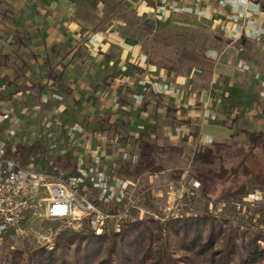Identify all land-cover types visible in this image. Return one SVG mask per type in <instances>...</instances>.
Masks as SVG:
<instances>
[{"label": "crops", "instance_id": "obj_1", "mask_svg": "<svg viewBox=\"0 0 264 264\" xmlns=\"http://www.w3.org/2000/svg\"><path fill=\"white\" fill-rule=\"evenodd\" d=\"M176 31L200 35L202 48H186L204 63L151 61L147 41H172ZM1 58L0 105L31 130L61 107L66 125L83 130L56 157L68 171L83 160L137 187L164 174L136 169L145 148L195 154L264 134V0H0ZM152 82L176 92L155 93ZM53 131L67 145L70 129Z\"/></svg>", "mask_w": 264, "mask_h": 264}, {"label": "trees", "instance_id": "obj_2", "mask_svg": "<svg viewBox=\"0 0 264 264\" xmlns=\"http://www.w3.org/2000/svg\"><path fill=\"white\" fill-rule=\"evenodd\" d=\"M143 25L150 33L157 26L154 22L146 21ZM149 40L145 50L150 54L151 61L169 67L166 61L156 57L152 45H148ZM158 52L169 54L165 50ZM190 53L195 56L199 52ZM6 61L7 58L0 59V69ZM204 62L201 57L199 64ZM248 142L252 151L264 147V134H252ZM224 147L231 145L216 144L214 149L201 147L192 159L196 166L195 179L201 184L202 198L207 201H210L212 186L217 180L223 179L225 171L215 173L214 169L209 168L205 172L204 167L213 166ZM22 151L26 156L38 152L36 147ZM152 154L151 147L141 150L136 169L151 175L163 172V165L156 164ZM238 171L235 168L228 177L236 186L239 183ZM244 172L247 181L264 184V171L261 178L250 169ZM238 189L235 188L227 196L235 197L246 191L245 185ZM112 206L109 210L114 212L116 206ZM262 244L264 231L257 227L236 225L232 220L218 217L206 209L203 214L165 221L153 216L125 221L118 232L113 229L98 234L90 227L78 233L66 230L56 238L52 250L47 246H39L26 255L22 251L12 250L5 242L0 245V261L3 264H264Z\"/></svg>", "mask_w": 264, "mask_h": 264}, {"label": "built area", "instance_id": "obj_3", "mask_svg": "<svg viewBox=\"0 0 264 264\" xmlns=\"http://www.w3.org/2000/svg\"><path fill=\"white\" fill-rule=\"evenodd\" d=\"M226 1L231 3V0ZM238 1L247 3V0ZM202 15L197 11L198 17ZM149 89L172 95L176 92L173 83L152 82ZM53 97L62 100L59 96ZM33 111L36 117L41 115L42 109L34 107ZM63 112L61 107L53 108L31 130L28 118L21 119L12 108L0 105V241L9 237H29L34 231L32 224L36 222H59L71 231L90 227L102 234L108 222L125 218L137 208L140 198L132 196L136 186L132 182L110 179L95 167L86 170L83 160L75 172L59 165L56 157L67 156L69 148L73 147L72 138L83 131L66 125L62 119ZM25 115L30 114L26 112ZM208 116H211L210 112ZM55 128L70 129L67 145L58 140L53 131ZM177 132L183 133L184 128L179 127ZM101 141L106 142V139ZM32 147H36L38 152L26 156L22 150ZM182 182L185 189L186 182ZM192 184L195 190L201 188L196 180H192ZM251 196L255 201H264L260 192ZM111 203L121 204L122 208L113 214L102 206L107 208ZM234 205L241 210L244 204L235 202ZM120 227L118 224L115 230L120 231Z\"/></svg>", "mask_w": 264, "mask_h": 264}, {"label": "rangeland", "instance_id": "obj_4", "mask_svg": "<svg viewBox=\"0 0 264 264\" xmlns=\"http://www.w3.org/2000/svg\"><path fill=\"white\" fill-rule=\"evenodd\" d=\"M183 33L174 32L175 36L172 41L152 37L149 40V46L151 47L152 45L157 58H161V60L171 63L175 67H180L189 60H191L190 64L195 65L200 62L202 55L197 53L194 56V54H190L186 47L196 49L201 47L200 35L192 34L188 31L185 32L187 36L185 38V33ZM160 50L169 51V54L163 55L158 52ZM193 157L194 153L185 155L181 150L172 152L153 150L152 158L156 164L163 165L164 174L151 183L149 178H144L140 185L133 187L132 196L140 198L137 208L133 209L125 218L122 217L121 219H114L108 222L106 230L116 229L118 224H122L125 221H134L147 216H153L156 219L165 221L176 217L203 214L206 209H209L214 215L230 219L236 225L257 227L264 231V201H255L251 196L255 192H260L264 196V184L257 185L251 180L247 181V176L244 172V170L250 169L260 178L262 177L264 171V147H259L252 151L249 142L224 147L218 153L216 163L211 167H204L205 172L209 168L214 169L215 173L225 171L223 179L217 180L216 184L212 186L209 194L210 201L202 198V187L199 190H195L193 187L192 180L195 179L196 173V166L192 162ZM235 168L239 170L237 176L239 186H236L234 181L228 179ZM144 174L146 173L144 172ZM183 180L186 182L185 189L182 188ZM170 183L172 184L168 185ZM243 185L246 187L244 194L239 193L235 197L227 196L230 192L235 191V188L240 189ZM181 193H183V196H181ZM235 202L244 204L243 208L238 210L234 205ZM112 205L116 206L114 212L109 210V208L113 207ZM102 206L113 214H116L118 209L122 208L121 204L117 205L115 203H111L107 208L104 205ZM32 228L34 231L29 237H9L4 241H0V245L6 242L11 246L12 250L22 251L25 255L39 246H47L52 250L56 238L66 230L71 231L59 222H36L32 224ZM83 230L72 232L78 233ZM45 237H48V239L44 240ZM262 245L264 246V244ZM0 264L3 263L0 261Z\"/></svg>", "mask_w": 264, "mask_h": 264}]
</instances>
